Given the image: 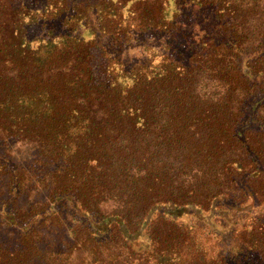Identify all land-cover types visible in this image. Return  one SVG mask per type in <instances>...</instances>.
Segmentation results:
<instances>
[{"label": "trees", "instance_id": "trees-1", "mask_svg": "<svg viewBox=\"0 0 264 264\" xmlns=\"http://www.w3.org/2000/svg\"><path fill=\"white\" fill-rule=\"evenodd\" d=\"M45 1L0 0V139L34 151L0 152V264H264V0Z\"/></svg>", "mask_w": 264, "mask_h": 264}, {"label": "rangeland", "instance_id": "rangeland-1", "mask_svg": "<svg viewBox=\"0 0 264 264\" xmlns=\"http://www.w3.org/2000/svg\"><path fill=\"white\" fill-rule=\"evenodd\" d=\"M21 2L24 4L25 8L31 9L33 10V12L37 10V12L32 15L34 21H36L40 17H44L45 19H47L48 17H51L53 15V10L51 9L49 10L48 8L49 4L45 0H21ZM135 13L136 12H133L132 16H130L131 14L128 12V20L133 19L135 16L134 15ZM123 15H126V14H123ZM83 24H86V22H83ZM57 25H58V21L43 20L35 25H31V27L26 28L25 39L28 42L29 46L32 49H35V47L37 46V44H39V42L44 43L47 41L56 40V36H53V33L57 34L59 32V28ZM100 25H101V21L98 20V25H95V26L102 33ZM79 35H81V32ZM80 37L84 39L90 38L84 34H82ZM118 38L120 40L117 43H120L122 37L120 36ZM130 39L131 41H129L126 45H124L123 48H121L120 52L114 55L116 56L117 59H119L123 63L122 65H125L124 68L126 71H129L137 61H141L145 57V54L142 53L141 51L142 50L141 44L144 47L152 46L153 49L155 50L157 49V46H158L156 44L157 38H156V34L154 31H147L143 33L141 37L132 35L130 36ZM93 41L95 45L97 46L99 45L105 51H109L110 40H108L107 38L105 37L103 38V36L99 37V36L94 35ZM0 152L5 153L8 157H10L11 159H14L19 164H29L30 161L34 157V151L32 149H29V147L22 145L20 143H17V142L9 143L1 139H0ZM244 210L246 211V215L244 216V218H242V216L245 214V212H243L244 214L243 215L241 214L242 216L241 215L236 216L235 222H234L235 224L239 225V223L244 220L247 224L250 222L249 211H247V209H244ZM185 220H186V217H183L182 218L183 223ZM202 222H203V225H205L204 227L207 228L211 220L210 218H204ZM198 223L199 221H197V224ZM196 232L201 233L200 230ZM235 235H237V233H235ZM210 236L211 234L209 235L210 242L208 244L206 243L205 246L207 249H209L208 250L209 253L212 256H215L216 253L219 252L220 249L218 246L215 247L214 244H217L220 242H218L217 240L215 241L212 240ZM231 237L235 238L234 235ZM226 244L227 243L225 242L221 243L220 244L221 249L222 247H226ZM222 258L225 264H240L241 262V255L234 256V257L224 255ZM253 258H254V255H251V259ZM248 259H250V257H248Z\"/></svg>", "mask_w": 264, "mask_h": 264}]
</instances>
